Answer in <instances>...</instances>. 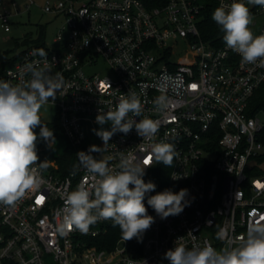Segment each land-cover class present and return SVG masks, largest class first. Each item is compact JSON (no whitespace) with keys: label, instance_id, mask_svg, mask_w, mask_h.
Wrapping results in <instances>:
<instances>
[{"label":"built area","instance_id":"2783aa9c","mask_svg":"<svg viewBox=\"0 0 264 264\" xmlns=\"http://www.w3.org/2000/svg\"><path fill=\"white\" fill-rule=\"evenodd\" d=\"M209 1L166 0L150 7L144 0H46L40 6L63 21L54 38L58 46L47 42L42 26L0 80L26 83L28 64L63 76V89L43 107L56 108L57 120L45 124L57 132L54 136L66 138L72 168L63 173L55 160L42 170L39 187L15 206L0 204V264H169L163 256L175 244L191 248L208 242L217 250L226 243L236 246V238L264 215V177L254 164L264 157V109L253 110L252 103L264 85V67L243 63L225 45L223 32L205 37ZM214 1L216 8L233 2ZM35 4L0 0L1 26L11 31L13 18L30 13ZM247 6L254 35L264 34V7ZM33 49H44L47 57L34 56ZM132 93L143 106L135 119L158 121V132L145 139L135 128L127 135L117 133L102 153L92 155L111 157L109 167L118 171L121 153L143 159L156 143L174 144L179 156L173 165L153 164L143 179L155 182L168 169L162 191L188 189L190 206L164 220L154 213L142 242L120 237L111 248L100 247L110 220L97 222L87 234L61 235L66 194L81 182L93 190L97 179L82 166L72 174L79 166L76 154L89 149V130L100 127L98 112L115 110ZM161 95L167 107L157 111L154 101ZM97 138L95 145L103 146ZM44 145L42 140L37 144L39 157Z\"/></svg>","mask_w":264,"mask_h":264},{"label":"clouds","instance_id":"9594fccd","mask_svg":"<svg viewBox=\"0 0 264 264\" xmlns=\"http://www.w3.org/2000/svg\"><path fill=\"white\" fill-rule=\"evenodd\" d=\"M247 5L264 7V0H247V3L233 0L227 7H217L212 20L223 32L225 45L239 54L243 63L264 67V34L254 35L250 27L254 17ZM32 54L47 57L44 49H33ZM26 70L31 79L22 85L0 80V204L6 206H15L27 191L41 184V172L48 167V162L47 159L40 161L38 142L42 140L49 149L56 143L53 130L42 123L39 113L49 101H55L64 87V78L60 73L53 75L33 64L26 65ZM154 104L157 111H162L167 107V98L161 95ZM142 112L141 100L134 93L122 97L115 110L98 112L95 122L100 127L92 131L103 141V146L90 145L87 152H78L79 166L72 173L75 175L82 166L97 178L96 183L90 190L81 182L66 194L62 223L58 227L61 235L73 230L87 234L97 222L110 220L114 227H119L124 241L135 238L142 242L143 234L155 222L145 206L146 196L147 206L161 220L178 216L190 206L188 189L156 192V184L143 179L145 169L153 164L173 165L179 156L174 144L156 143L151 146L149 157L143 159L121 153L118 171L109 167L111 157L106 160L92 155L93 152L102 153L113 135H127L133 128L143 139L154 136L159 122L150 118L137 121L135 118ZM37 128L39 133L35 131ZM153 192L154 195H149ZM217 238L223 237L218 234ZM236 239L238 245L226 243L219 250L208 242L202 247L194 245L191 248L175 244L164 253L163 259L169 264H264V215L254 219L246 233Z\"/></svg>","mask_w":264,"mask_h":264},{"label":"rangeland","instance_id":"374dc122","mask_svg":"<svg viewBox=\"0 0 264 264\" xmlns=\"http://www.w3.org/2000/svg\"><path fill=\"white\" fill-rule=\"evenodd\" d=\"M46 0H35L36 4L31 7L30 13H23L21 16H15L11 23V31H5L0 23V63H6L7 66L11 61H14L17 56L28 48L30 39L38 38L41 33V28L44 26L46 32V40L49 44L56 47L57 42L54 41L55 36L58 34L63 25L61 19H54L51 14L43 13L40 8ZM97 70V69H96ZM94 71V70H93ZM105 72L104 70H102ZM43 114L40 115L42 123L56 121V108H41ZM264 120V113L260 115ZM39 133V128H37ZM56 143L49 149L46 145L40 153V161L47 159L48 165H52L55 160L64 157L67 152L68 142L64 136L56 137ZM40 142V141H39ZM87 144H98V138L92 131L89 130ZM261 169L260 177H264V157L254 163ZM124 244L122 243L121 246ZM52 259L48 260V263Z\"/></svg>","mask_w":264,"mask_h":264},{"label":"trees","instance_id":"16d2710c","mask_svg":"<svg viewBox=\"0 0 264 264\" xmlns=\"http://www.w3.org/2000/svg\"><path fill=\"white\" fill-rule=\"evenodd\" d=\"M148 6H158L162 5L166 0H144ZM216 9V3L214 0H210L207 3L206 10L204 11V34L205 37H211L212 35H216L218 33H221V29L219 26L212 20V13ZM15 61V60H14ZM14 61H11L9 63L12 64ZM7 67L6 63H0V75L4 71V69ZM253 110L257 109H264V85L256 92L254 98H253ZM57 132H54V135H56ZM72 154L70 150H67L64 157L59 158L58 162L60 163V168L63 173H67L72 168L71 164ZM164 175V176H163ZM162 176L160 175L158 179L154 182L156 184V192L162 191V188L165 187L167 182V175H168V169L165 170L164 174ZM155 192L149 193V195H154ZM145 206L148 208V214L153 215L155 212L150 207L147 206V197L145 201ZM122 237L121 231L118 226H113V224L110 225L108 234L104 236V244H100V247H108L111 248L115 245V243L118 241V239Z\"/></svg>","mask_w":264,"mask_h":264},{"label":"snow or ice","instance_id":"6c2138e0","mask_svg":"<svg viewBox=\"0 0 264 264\" xmlns=\"http://www.w3.org/2000/svg\"><path fill=\"white\" fill-rule=\"evenodd\" d=\"M147 163V161H145ZM42 199V198H41Z\"/></svg>","mask_w":264,"mask_h":264}]
</instances>
